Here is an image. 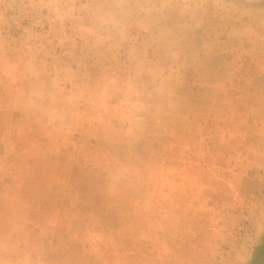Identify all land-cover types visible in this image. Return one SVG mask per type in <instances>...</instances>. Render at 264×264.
Instances as JSON below:
<instances>
[{
    "label": "rangeland",
    "instance_id": "obj_1",
    "mask_svg": "<svg viewBox=\"0 0 264 264\" xmlns=\"http://www.w3.org/2000/svg\"><path fill=\"white\" fill-rule=\"evenodd\" d=\"M263 242L264 0H0V264Z\"/></svg>",
    "mask_w": 264,
    "mask_h": 264
},
{
    "label": "trees",
    "instance_id": "obj_2",
    "mask_svg": "<svg viewBox=\"0 0 264 264\" xmlns=\"http://www.w3.org/2000/svg\"><path fill=\"white\" fill-rule=\"evenodd\" d=\"M251 264H264V242L257 248Z\"/></svg>",
    "mask_w": 264,
    "mask_h": 264
},
{
    "label": "crops",
    "instance_id": "obj_3",
    "mask_svg": "<svg viewBox=\"0 0 264 264\" xmlns=\"http://www.w3.org/2000/svg\"><path fill=\"white\" fill-rule=\"evenodd\" d=\"M243 249V248H242ZM247 253L245 250L239 251L236 255H235V259L237 258V261H243V259L246 257Z\"/></svg>",
    "mask_w": 264,
    "mask_h": 264
}]
</instances>
